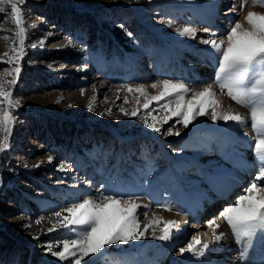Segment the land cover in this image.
<instances>
[{
	"label": "rangeland",
	"instance_id": "rangeland-1",
	"mask_svg": "<svg viewBox=\"0 0 264 264\" xmlns=\"http://www.w3.org/2000/svg\"><path fill=\"white\" fill-rule=\"evenodd\" d=\"M236 2L25 0L18 6L27 28V38L22 46L23 56L11 64L2 54L9 51V46H14L19 52L21 45L15 37L10 10L0 12V76H4L6 69L20 68L18 77L14 74L5 77L7 81L15 79V84L7 85L5 91L12 92L13 102L18 100L19 105H0L12 115L10 131H0V143L8 145L0 152V228H9V234L17 236L19 242H32L37 249L35 255L42 260L40 264H67L52 257L41 246L76 238L71 226L47 231L58 220L53 213L89 197L98 199L101 194L118 195L124 199L131 197L137 203L147 205L137 210L141 230L156 212L158 216L168 213L188 217L191 233L182 241L175 238V231L171 239L159 240L149 229L139 240L105 246L100 253L86 258L89 264H176L173 259L180 256L179 249L186 246L193 234L203 231L204 224L201 223L204 220L198 212L203 211L199 209V197L204 195V202L208 205L214 198L218 200L224 195L218 187V174L233 172L237 167L238 148L234 147L244 142L242 125L223 120L213 122L211 108L207 115L197 116L188 127H184L182 122L177 123L179 117L163 123L162 118L169 114L161 110L166 101H153L149 110L152 116L157 117V126L161 128L158 133L144 122L145 119L152 122V116L146 115L148 110L143 108L145 97L127 89L144 85L147 94L153 96L160 91L151 87L153 83L172 80L182 82L190 89L187 99H191L194 92L211 86L217 95L223 92L231 101L227 90L222 91L214 82L219 54L202 40L208 39L212 32L217 33V40L226 39L227 30L235 21H241L247 9L264 14V5H253V0H243L242 10L237 5L238 11L228 12ZM56 8L98 15L112 8L119 10L99 18V22L111 31L109 34L115 32L117 36L109 37L105 31L101 39L93 42L82 35L75 36L68 29L52 23L49 12ZM184 27L192 28L194 35H180L177 29ZM4 36L9 39H3ZM114 38L130 52L119 50ZM148 42L155 47L169 43L176 49L175 54L158 51L148 54ZM128 60H134V63L125 68L124 63ZM117 65L118 68L114 67ZM93 96L96 99L90 109L88 104ZM125 98L128 103H124ZM231 102L248 117L250 138L254 136L251 154L257 159L254 151L256 136L251 128L249 109L233 100ZM121 107L129 115L121 112ZM136 108L139 109L138 115L132 116L130 113ZM102 112L103 115L100 114ZM83 127L113 132L119 148L129 144L134 146L128 147L125 158H122L121 154H113L116 142L110 145L109 150L92 146L86 149L101 136H79L83 139L80 147H70L65 143L63 132L71 134ZM170 127L173 133L180 134H168ZM37 128L47 129L44 137ZM49 137H54L62 146H51ZM76 148L77 151L84 149V152L78 154ZM221 154L222 157L219 156ZM49 156L52 157L51 162ZM212 156L217 159L211 161ZM33 179L37 185H32ZM14 192L31 197L42 212L26 218L24 214L13 216L10 209L15 205L12 201ZM242 194L240 192L233 200ZM165 205L172 210H166ZM222 210L216 209L215 214ZM62 214L67 215L66 212ZM41 217L44 219L37 225L35 221ZM160 217L170 220L163 215ZM163 227V223L155 226L156 235H160ZM199 227L202 229L197 231ZM201 240L207 242L205 236ZM236 242L243 246H264V234L258 232L254 237L241 241L236 238ZM53 250L60 248L54 247ZM182 256L186 257L185 254Z\"/></svg>",
	"mask_w": 264,
	"mask_h": 264
},
{
	"label": "snow or ice",
	"instance_id": "snow-or-ice-1",
	"mask_svg": "<svg viewBox=\"0 0 264 264\" xmlns=\"http://www.w3.org/2000/svg\"><path fill=\"white\" fill-rule=\"evenodd\" d=\"M25 0H0V12L10 10L12 20L15 25V37L19 39L21 45L19 52L14 46H9V51L3 53V58L9 64L14 59L23 56V44L27 38V28L24 25L23 14L18 4L22 5ZM264 5V0H253V5ZM237 5L242 10L243 0H237L228 12H236ZM7 6V7H6ZM247 27L240 21H235L227 30L226 39L217 40V33L212 32L208 39H203L202 43L209 45L218 55V70L215 75V83L219 88L227 90V95L235 103L249 109L251 117V128L255 133L256 157L260 162L259 175L256 182H253L247 189L246 194L237 198L235 204L229 205L221 212V217L230 227L232 234L238 241L246 237H254L258 232L264 234V14L249 11L245 16ZM180 35H194V30L190 27L177 29ZM8 40V36L2 37ZM15 40L13 41V44ZM15 54V55H13ZM20 68L4 70V76H0V105L15 103L13 102V93L5 91L9 84H15V79L7 81L5 77L15 75L18 77ZM153 89H160L158 95L149 96L144 85L136 88L129 87L128 92H138L144 96L146 102L143 108L148 110L146 115L152 116L149 106L153 101H166L161 110L169 113L165 115L163 123H167L172 117H179L177 123L182 122L184 127L196 119L197 116L208 114L211 108V119L213 122L223 120L232 121L236 125H246V117L234 113L230 110H224L221 102L216 98V93L211 86L205 87L202 91L194 92L191 99L186 98L190 89L182 82L172 80H161L151 85ZM83 94V90H81ZM175 97V99H171ZM96 99L93 96L90 99L88 107L92 108V102ZM129 101L125 98L124 103ZM139 103V101H137ZM174 104V107L172 106ZM218 109H220L218 111ZM125 115H129L123 107L120 109ZM0 131L9 132V124L12 123V115L9 111L0 107ZM139 109H134L130 114L137 116ZM111 114V110H108ZM103 115L104 113H100ZM148 128L160 132L161 128L157 126V117L152 116V122L144 120ZM168 134L179 135V132H172L168 129ZM247 135V133H245ZM6 139V138H5ZM7 143H0V152L4 151ZM51 162L52 157H48ZM38 167L39 165H34ZM147 205H141L131 197L124 199L118 195H104L98 199L89 197L82 202L74 203L70 207L54 212L58 218L57 222L47 229L48 232L57 231L59 228H69L75 232V239H63L57 244L49 243L41 247L52 257L60 262L67 264H89L86 258L92 257L107 245L128 244L130 241H136L145 236V233L152 229V235L159 240H169L172 238L173 229L179 230L180 223L176 220H164L162 217L153 213V218L148 223L141 224L137 216V210ZM166 210L172 209L165 205ZM66 212L67 215L62 213ZM147 215V213H145ZM44 218L36 220L40 225ZM163 223L164 227L160 229V235H156L155 226ZM30 226V225H29ZM211 228L212 243H216L225 238V233L217 232L220 224L217 220L209 222ZM38 239V237H33ZM62 245V247H61ZM54 247L60 250H53ZM208 243H202L199 235H193L191 241L186 246L179 249V255L190 253L193 256L203 255L204 250L209 249Z\"/></svg>",
	"mask_w": 264,
	"mask_h": 264
},
{
	"label": "bare ground",
	"instance_id": "bare-ground-1",
	"mask_svg": "<svg viewBox=\"0 0 264 264\" xmlns=\"http://www.w3.org/2000/svg\"><path fill=\"white\" fill-rule=\"evenodd\" d=\"M247 10L251 11L249 9ZM247 10L245 11L246 13H248ZM245 12L240 22L243 23L245 27H247L246 21L244 19L245 16L247 15V14L245 15ZM221 39H224V38H221ZM214 92L216 93L215 90ZM219 95L216 94V98L221 102V106L224 110H230L234 113H239L246 117V115H244L243 112L239 110L238 107L231 102L232 100L229 101L230 99L228 100L227 98H225L226 95L223 92L220 93ZM219 110L220 109H218V111ZM247 118H246V125L241 126L242 127L241 135L243 137L244 142L240 145L236 144L237 147H234V148H238V155H239V160L237 162V167H236L237 170L235 169V171L233 172L223 171L218 174V179H219L218 187L220 191H224V194H227L225 195L227 198H223L225 200V203L227 202V205L225 207L235 204L234 202L236 201L233 200L234 197L239 195L240 192L241 194L243 192L242 195H244L246 193V189L253 182H256V178L259 175L260 162L258 159L253 158L254 155L251 154V150L254 147V144H253L254 136L252 139L250 138L252 134H251L250 129L247 126L248 125ZM245 133H247V135H245ZM219 156L222 157L223 154ZM212 157L210 158L212 159L211 161H215L217 159V157L216 158L214 157L212 158ZM240 185L242 186L240 187ZM237 188H239V190H237ZM229 197L231 198L230 200H228ZM205 199L206 198H204V195L199 197V209L203 210L200 216H202L204 220V222L201 224H204V227H203L204 229L202 231L201 230L202 227L201 228L199 227L200 229H197V231L201 230V232H197L196 234H193V235H199L201 239L202 237L205 236V239H207V242L205 243H208L210 247L209 249L204 250V255L193 256L192 254H190L186 256V253H185L186 257H183L182 255H180L179 257H175L173 260L176 262V264H188V263L190 264H245V263L246 264H258V263H263L264 259H262V257H264V246H243L241 244H238L236 242V238H234L230 230L229 225L227 224L226 221L222 219L220 215L222 211L219 212V214H215L216 211H213V210L210 211L211 214L204 213L205 208L207 206V203L204 202ZM225 207H219V208L222 210V208H225ZM161 215H163L164 218L179 221L180 223L179 230L173 229V231L177 232V235L175 236L176 239H179L180 241H182L184 240L185 237L190 235L191 227L187 225V223H190L188 222L189 221L188 217L181 216V215H173V214H168V213L160 214V216ZM193 216L195 215L192 214V217ZM214 219L217 220V223L220 224V227L219 229H217V232L225 233V238L213 244L211 240V228L209 227V222ZM167 255L168 253L167 254L165 253V256Z\"/></svg>",
	"mask_w": 264,
	"mask_h": 264
},
{
	"label": "trees",
	"instance_id": "trees-1",
	"mask_svg": "<svg viewBox=\"0 0 264 264\" xmlns=\"http://www.w3.org/2000/svg\"><path fill=\"white\" fill-rule=\"evenodd\" d=\"M115 9H111L105 13L102 14H91V13H80L77 10H71L66 11L62 8H56L49 12V18L51 19L52 23H55L57 27H64L65 29H68L70 32H73L75 36H84L88 39L89 42L97 41L102 38L104 35L103 33L106 32L109 37H115L117 34L113 32L114 34H109L111 31L109 28L104 27L101 22H99V18L110 14L115 13ZM121 12V10H120ZM59 15L57 18L54 16ZM116 18V17H113ZM78 29V30H77ZM112 35V36H111ZM154 38L156 36L154 35ZM82 39V38H77ZM149 39V38H148ZM114 43L117 46L119 50H122L123 53L130 52L129 50L125 49L123 44H121L117 38H114ZM112 41V40H111ZM159 45H163V47H158ZM159 45L151 46V43L146 47V52L148 54H152L155 52L159 53H168L171 52L175 54V48L173 45L169 43H160ZM151 48H155L151 51ZM104 61H109L108 59H105ZM130 62V63H129ZM112 63H115V61H112ZM134 63V60H128L126 61L125 68L128 66H132ZM116 68L119 67V65L114 66ZM36 130H39L41 135H45L47 129L44 128H37ZM63 132V138H66V144H68L70 147L73 145H77L78 147L81 146V143L83 139L79 138L83 137V134H86V136H101V138H95L94 142H91V145H87V148L97 147L98 149L102 150H109L110 145L114 142H116L115 136L113 132H110L109 130H102L101 132L95 128L94 130L83 127L79 128L77 132ZM44 137V136H43ZM48 141H51V146L53 147H61L62 145L58 140H56L54 137H49ZM144 143V142H143ZM117 142L115 143L116 150L114 151V155L121 154L122 158H125V153L128 147L134 146V144H129L127 146L120 145L121 148H119ZM78 154H81L84 152V149H80L77 151V148L75 149ZM38 182H35L33 179L32 185H37ZM41 185V183L39 184ZM12 201L14 202V209H10L14 212L13 216H19L21 214H24L23 217H28L31 215H36L37 213L40 214L42 210H39L35 204L34 200L26 195H23L21 192H14V195L12 196ZM7 209V208H6ZM9 210V209H8ZM9 210V211H10ZM16 213V214H15ZM22 216V215H21ZM63 231V230H62ZM32 242H29L28 240H25L23 242H19L17 240V236H13L9 234V228L8 229H2L0 228V264H40L41 259L37 257L35 254L37 253V249L34 247V245L31 244Z\"/></svg>",
	"mask_w": 264,
	"mask_h": 264
}]
</instances>
